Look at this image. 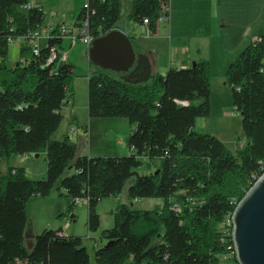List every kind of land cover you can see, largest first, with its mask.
Segmentation results:
<instances>
[{
	"label": "trees",
	"instance_id": "trees-1",
	"mask_svg": "<svg viewBox=\"0 0 264 264\" xmlns=\"http://www.w3.org/2000/svg\"><path fill=\"white\" fill-rule=\"evenodd\" d=\"M85 1L74 27L87 21L93 39L117 28L123 0ZM28 2L0 0V160L44 153L46 175L30 180L23 167L14 165L0 173V264H89L82 239L61 229L43 230L27 251V203L58 192L73 212L76 202L84 201L91 234L100 227L98 203L117 198L131 178L129 200L161 203L150 210L118 204L112 228L101 232L104 245L94 252L95 264H220L222 257L237 264L224 221L264 173V34L226 70L247 142L236 156L216 137L194 131L196 119L210 115L209 63L154 74L150 56L129 36L133 68L125 74L95 68L87 78V114L135 126L127 141L131 154L80 156L68 137L52 140L62 108L73 102L74 79V68L60 60L63 38L56 29L36 55L25 42L20 49L25 58L6 66L8 39L26 40L44 25L42 8L24 9ZM127 16L137 26L146 20L154 35L159 20L169 17V0H131ZM52 50L58 54L48 63ZM142 159L158 167L139 174Z\"/></svg>",
	"mask_w": 264,
	"mask_h": 264
},
{
	"label": "rangeland",
	"instance_id": "rangeland-1",
	"mask_svg": "<svg viewBox=\"0 0 264 264\" xmlns=\"http://www.w3.org/2000/svg\"><path fill=\"white\" fill-rule=\"evenodd\" d=\"M130 1L131 0H123L122 2L121 19L117 24L118 29L121 31L133 25L137 26V24L130 21L127 16L130 9ZM83 2L84 0H58L57 6H60L61 14H72L71 16H74L79 8H82ZM256 20V29L264 30V7L258 14ZM70 21H67V23H69ZM174 24L177 26V23L175 21ZM181 28L183 30L192 29L191 27L185 29V26H181ZM216 33L217 36L214 37L215 41L213 42V52L210 60L211 63L209 64L210 115L207 118L196 119L194 131L197 134L211 135L216 137L226 146L227 150L232 155L236 156L237 150L242 149L246 145V139L241 128V117L233 108L231 103V90L230 86L227 83L226 70L229 64L234 62L240 52H242V50L245 49L249 44V37L243 39L240 45L233 49V45H231L230 43H227L226 45L225 40L222 41V38L219 35L218 31H216ZM179 34L180 35H175L180 36V39L176 38L174 40L173 48L174 45H176L177 47H181V45L187 44V39H184L185 34ZM16 43L18 44V42ZM16 43L10 44L8 48L6 66L10 68H12V66H14L18 60L17 50L19 48ZM40 43L42 42H39V44ZM167 43L169 44V40H167ZM62 45L63 52L67 54V64L71 65L74 68L72 101L75 103V105L73 111H71L70 108H64L62 112L63 120L58 129L52 135V140L61 141L68 135L69 141L71 143H94V148H98L100 143H127L129 134L135 129V126H130L126 120L117 119V121H121L122 123L113 122L114 124L106 125L100 124V122H98L101 120L88 118L87 78L89 77V75L95 72V68L90 65L88 61V47L80 43H77L73 47H70V41L67 38H64ZM224 45L227 48H225ZM186 48L187 46L182 47L180 52H185L184 49ZM72 113H75L79 120V123L81 122L80 124L78 123V127H86L87 130L89 129L88 134L84 137H82L83 135L81 134V130H77V132L74 131V129H69L68 124L71 122V120L69 119ZM88 121L92 122V124L88 123ZM36 156L38 155H25V159H28V161H24L23 166H25L24 168L26 169V176L30 180H42L46 175L45 154H39L38 158H35ZM14 159H18V157L10 159L9 162L0 160L1 174L5 173L7 166L19 164V162H17L16 160L14 162ZM141 162V166L137 169V172L139 174L145 175L155 171L154 168H152V165L149 164L147 160L142 159ZM155 167H157L156 164ZM41 172L43 173L44 177L41 175ZM133 183L134 178H131L130 180H128L122 193L117 198L103 199L98 203L96 210L100 218V227L95 233L90 234L87 230V210L86 205H82L83 203L77 204L73 212L69 210V207L67 205L66 210L63 211L61 215H59L60 213L57 214V210L54 206L52 210H50L49 212H45L42 219L43 221H46L47 224H50V227L48 228H53L55 230L59 228V221L67 222L69 231H66V229L63 228L64 232H76V234H79L78 236L82 239L83 246L86 248V251L88 253L90 260L89 264H95L94 252L99 247L104 245V243L99 242L101 232L103 230L112 228L114 218L111 213L115 210L118 204H126L133 210H150L161 203V200L159 199L129 200L127 198V189ZM51 195H54L57 198V196H59V193L52 192L50 196ZM58 199L61 200V197L57 198V200ZM30 214H32V210ZM71 214L75 216L74 220L72 221L69 220ZM29 227L30 226L28 225L25 231L24 241V245L27 251H30L31 248L30 235L28 231ZM124 264H129V261L125 262ZM220 264L227 263L226 261L220 259Z\"/></svg>",
	"mask_w": 264,
	"mask_h": 264
},
{
	"label": "crops",
	"instance_id": "crops-1",
	"mask_svg": "<svg viewBox=\"0 0 264 264\" xmlns=\"http://www.w3.org/2000/svg\"><path fill=\"white\" fill-rule=\"evenodd\" d=\"M30 3L32 5H39L45 13L44 25L40 32L53 31L60 25L74 27L75 19L81 10V8H79L77 13L71 16L72 14H61V8L59 5L57 6L58 0H30ZM263 7V0H169V17L158 23L154 35H149L145 29L141 30L140 26L135 25L125 28V30L123 29L122 31L119 30L118 27L116 29L131 37L137 48L146 51L151 58L152 72L163 76L169 68H190L192 64H196L200 61H206L210 64L213 42L215 41L214 37L217 36L216 31H218L222 41L225 40L226 45L227 43L233 45V49L239 46L243 39L248 37L250 44L253 38L264 34V30L256 29V18ZM70 17L72 22L70 21ZM67 21L70 22L67 23ZM174 21L177 23V26L174 24ZM181 26H185V29L189 27L192 29L183 30ZM179 33L182 35L185 34L184 39H187V44H183L184 46L181 45V47L174 45L173 48L174 40L176 38L180 39V36H175L180 35ZM167 40H169V44ZM17 42L18 44L15 43L19 48L17 50L18 63L25 58V56L22 57L20 55V49L25 45V41L21 40ZM39 42L42 43L39 44ZM37 43L38 47H41L45 42L43 39H40ZM186 46L187 48L184 49L185 52H180L182 47ZM224 47L227 48L225 45ZM74 105L75 103L72 102L71 105L64 108H70V110L73 111ZM64 108H62V112ZM69 120H71L68 124L69 129H74V131L81 130L82 137L88 134L89 129L84 132V128L78 127L81 122L79 123L75 113H72ZM97 120H101L98 121L100 124L106 125L114 124L113 122L122 123L121 121H117V119ZM88 123L92 124V122L89 121ZM66 137L69 138L68 135ZM73 144L76 145L77 154L80 156L122 157L131 154V151L127 147V143H100L98 148H94V143ZM38 156L35 158H38ZM15 160L19 162V164L14 166L23 168L25 167L23 166L24 161H28V159H25V156L14 159V162ZM155 164L158 167V162L151 163L154 170L157 168ZM41 175L43 176V173ZM59 197H61V200H57ZM57 198L54 195H49L47 198H32L27 203V222L25 231L29 225L30 247L36 235L40 234L45 229H50L48 228L50 224H47V222L42 219L45 212H49L54 206L57 210V214L60 213L59 215L66 210L69 200L60 195L57 196ZM81 204L85 205L84 202H81ZM31 210L32 214H30ZM74 218L75 216L71 214L69 220L72 221ZM58 225V229L62 230L63 235L79 237V234H76V232H73L75 234L66 232L69 231L67 222L59 221ZM63 228L66 229L65 232ZM51 230L55 229L51 228Z\"/></svg>",
	"mask_w": 264,
	"mask_h": 264
},
{
	"label": "water",
	"instance_id": "water-1",
	"mask_svg": "<svg viewBox=\"0 0 264 264\" xmlns=\"http://www.w3.org/2000/svg\"><path fill=\"white\" fill-rule=\"evenodd\" d=\"M87 57L94 68L115 74H125L135 64L129 37L117 29L94 39L88 47ZM232 224L237 264H264V173L236 205Z\"/></svg>",
	"mask_w": 264,
	"mask_h": 264
},
{
	"label": "built area",
	"instance_id": "built-area-1",
	"mask_svg": "<svg viewBox=\"0 0 264 264\" xmlns=\"http://www.w3.org/2000/svg\"><path fill=\"white\" fill-rule=\"evenodd\" d=\"M31 6H33L30 2H28L27 5L23 6L24 9H29ZM83 8H86L87 5H86V1H84L83 5H82ZM163 20L162 18L159 20V22ZM146 25H147V21L144 20L143 22V25L140 26L141 30H146V32L148 33V30L146 28ZM43 28V27H42ZM42 28L38 31H36L31 37H29L28 39H24V38H19V39H12V38H9L8 39V44H14L15 42L17 41H25L31 48H32V53L34 55H36L38 53V44L37 42L40 40V39H43L44 42L45 41H48L51 37V33L52 31H49V32H46V31H43V32H40L42 30ZM56 32L57 34L59 35V37L61 38H67L69 39L70 41V46L73 47L75 44L77 43H80L84 46H87L89 47L90 44L92 43V41L94 40L93 37L91 36L90 32H89V26H88V22L87 21H84L82 23V25H80L79 27H67L65 25H60L56 28ZM149 34V33H148ZM257 40V37L254 38L252 40L255 41ZM58 53H56L55 51H51V57L48 61V63H51L53 62V60L56 58ZM59 56H60V60L61 61H66L67 59V54L64 53L63 51L59 52ZM258 180V179H257ZM256 180V181H257ZM255 181V182H256ZM81 202H84V201H77L76 202V205L77 204H80ZM232 230H233V224H232V215L228 218L225 219L224 221V235H229L230 238H231V242H232ZM233 250V255H234V247H233V243H232V246H229L228 247V250ZM235 257V256H234ZM223 261H226L227 258L226 257H222L221 258Z\"/></svg>",
	"mask_w": 264,
	"mask_h": 264
}]
</instances>
